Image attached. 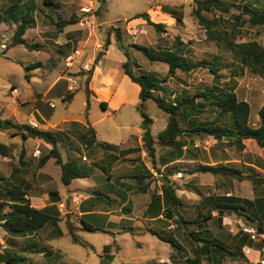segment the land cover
<instances>
[{
	"label": "rangeland",
	"instance_id": "374dc122",
	"mask_svg": "<svg viewBox=\"0 0 264 264\" xmlns=\"http://www.w3.org/2000/svg\"><path fill=\"white\" fill-rule=\"evenodd\" d=\"M23 1H33L36 6V23L27 30L24 38L42 47L38 51H31L22 45L11 46L21 18L16 21L9 17L10 12H5L10 6L9 0H0V118L16 124L37 123L31 122L33 107L36 101L42 100L48 117L45 122L47 127L41 129L58 133V148L64 162L74 158L82 167L91 169L92 176L64 185L55 159L39 167L40 158L50 151V146L35 139L23 140L14 130L0 129V143L11 147L10 158L0 156V175L4 178L0 183V191L5 192L14 183L21 186L28 193L33 207L40 210L49 208L52 214L58 215L60 222L55 229L61 233L55 236L56 230L48 225L34 236L12 237L0 228L1 253L16 251L25 256L29 264H101L103 260L107 262L104 256L106 246H109L108 250L114 259L108 264H187V259L195 257V242L190 233H195L198 227L192 223L179 226L180 218L177 215L172 219L161 216L158 220H151L148 215V204L153 194L162 196L163 175L169 176L177 196L181 198L183 205L178 212L188 222H192L199 212L210 210L214 195L231 194L248 200L264 196V185L257 187L251 181H238L224 175L193 174L194 168L201 164L215 165L224 161H232L245 174H249L250 169L240 164L244 160L264 169V151L251 146L250 153L246 154L233 139L219 142L205 135H183L179 138L183 157L167 167L162 166L160 159L167 157L174 160L176 151L173 146L160 143L158 134L166 128L168 116L153 100H149L145 111L154 122V169L142 136H139L142 132V117L137 109L139 94H136L132 81L126 79L121 63L125 56L122 52L118 54L117 47L111 49L99 65L96 80L92 86L90 84L92 96L88 101L85 91L88 71L83 66L91 64L96 70V58L104 51L107 40H115L114 29L119 28L126 46L140 45L155 53H162L174 50L178 41H181L188 49L183 55L194 63L212 64L216 58H221L219 79L204 68L189 74L177 71L176 77L171 78L168 77L167 64L149 61L138 50H130L132 59L137 63L133 66L136 75L140 72L158 74L166 80L164 86L176 94L184 91L192 96L202 90L232 88L240 100L247 101L251 106L250 125H260L264 75L257 69L252 70L243 65L240 56L230 51L222 40L208 37L204 27L193 15L196 9L194 0H52L57 7L46 6L44 0ZM224 1L227 4L234 3L236 7H232L228 13L216 10L202 12L208 20H216L212 28L226 32L236 43L257 42L264 48V27L251 26L247 15L241 14L242 6L245 3L254 4L255 0ZM257 1L256 5L264 6V0ZM83 7L92 9L86 17L81 13ZM164 10L173 11L182 18V22L178 23ZM145 13L151 22L162 24L163 27L157 30L144 18L134 19ZM72 16L78 17V23L60 25L61 21L66 22ZM83 18L89 21L90 27L80 25ZM133 28H139L142 33L138 37L131 36L130 30ZM77 49L82 52L81 62L70 70L65 60ZM32 66L37 68L29 70ZM70 75L78 80V85L73 91V100L69 102L66 101V78ZM51 85L54 87L46 93ZM101 102L110 104L107 111L103 110ZM217 115L216 109L208 107L198 115V120L214 122ZM179 118L182 129L189 128L181 114ZM73 122L80 125H72ZM219 124L235 127L232 115H227ZM86 125L93 126L99 142L118 145L119 149L113 151L99 146H86L77 135ZM135 148L136 152L128 151ZM36 151H40V155L36 156ZM223 153L227 159L222 158ZM137 174L147 175L142 184L134 179ZM260 174L264 177V173ZM141 185L148 186L146 193L140 190ZM97 190L109 195L114 202H93L92 195ZM52 192H59L61 198L55 209L50 199ZM75 193L84 194L85 201L75 203ZM83 206L98 216L92 223L104 231L90 232L83 229L80 220ZM249 227L244 219L236 215L227 216L223 223L219 217L209 222L215 238L232 251L242 243V237L247 234L246 229ZM169 238L181 247V251L165 241ZM254 243L256 246L247 248H264L263 237ZM244 248L239 259L226 258L224 264L250 262L249 257L254 258V254L247 256ZM206 258L203 264L211 263Z\"/></svg>",
	"mask_w": 264,
	"mask_h": 264
},
{
	"label": "trees",
	"instance_id": "16d2710c",
	"mask_svg": "<svg viewBox=\"0 0 264 264\" xmlns=\"http://www.w3.org/2000/svg\"><path fill=\"white\" fill-rule=\"evenodd\" d=\"M196 3V9L193 11V15L199 20L200 25L204 27L208 37L214 40H222L227 48L238 54L243 65L248 68L260 72L264 75V48L257 42L248 43H236L232 37L226 32H221L213 29L216 20H208L202 15L203 11H220L222 13H228L232 7H236L234 3L227 4L224 0H194ZM16 2V3H15ZM245 3L242 6L241 14H245L248 17V23L253 27H264V6ZM10 6L5 9V12H10L9 17H13L16 21L17 18H21L20 23L17 25L13 34L11 46L22 45L26 49L31 51H38L42 47L39 44H33L28 42L24 36L32 25H35L36 19V6L35 2L29 3L23 0H9ZM46 6L57 7L52 0H44ZM164 13L172 15L178 23L182 22V18L177 16L173 11H166ZM239 14V15H241ZM239 17V16H238ZM144 18L150 25L157 30H160L162 24H155L151 22L147 13L140 14L134 19ZM2 22L0 14V23ZM78 23V17L72 16L70 20L64 22L61 21L60 25L67 26ZM115 45L117 49L125 56V62L122 64L124 74L134 83L140 87L139 103L137 109L142 117L141 128L143 131L142 140L145 143L147 154L152 159L154 169L156 168V150L154 148V137L152 135V126L154 124L145 111L146 102L153 100L157 106L163 110L167 116L166 128L158 134V139L161 144L165 146H173L176 151L175 159L172 160L167 157L160 159V164L167 167L171 162L180 160L183 157V146L179 142V138L183 135L186 136H200L205 135L212 137L221 142L224 139H233L242 149L245 148L244 142H252L261 151H264V104L259 110L260 125L254 128L250 125V113L251 106L247 101L240 100L234 89H210L202 90L194 95H190L187 92L176 94L174 91H170L164 86L166 80L160 78L158 74L149 72H140L136 75L133 71V66L137 63L132 59L130 50L132 48L141 52L149 61L162 62L168 65V77L175 78L177 71H181L185 74H189L197 69L204 68L209 70L216 79H219V67L221 65V58H216L213 63H194L183 55L186 45L178 41L174 50L165 51L162 53H155L147 47L140 45L126 46L123 41L121 30L119 28L114 29ZM111 42L107 40L104 44V51H102L96 58V64H98L106 51L108 50ZM37 66L28 68L29 70L35 69ZM87 79L85 83V91L88 97V101L92 96V90L90 84L95 76V67L87 73ZM28 79V77H27ZM75 94L74 92H68L67 100L72 101ZM101 107L104 111L108 110V104L101 102ZM210 107L218 111V115L214 122H200L198 115L205 112ZM179 114L182 115V120L189 128L182 129ZM227 115H232L235 127L229 128L221 126L219 121L225 119ZM72 125H80L78 122H73ZM0 129L2 131L14 130L16 135L22 137L23 140L35 139L43 142L51 147L50 151L42 156L39 161V167H44L50 159H55V163L61 170V182L68 186L71 185L74 180L90 178L92 176V170L82 167L79 162L71 158L67 162L62 159L61 152L59 151V136L58 133L41 130L33 127L31 124H16L9 119L0 118ZM78 138L86 144V146H99L104 149L117 151L119 146L109 143L98 142L96 130L90 126H84V130L77 133ZM129 151L136 152L137 148ZM0 156L10 158L11 147L7 144L0 143ZM250 173L245 174L242 170L235 167L234 164L218 163L216 165L201 164L194 168L193 174L196 173H210L214 176L224 175L231 177L238 181H251L257 187L264 185V177L261 176L255 168H249ZM149 171V170H148ZM150 173V171H149ZM171 175V174H169ZM145 174H137L134 179L139 183L145 180ZM168 175H163L162 196L154 193L151 203L148 208V215L151 219L158 220L161 216L166 219H172L175 215L179 216V226L182 223H192L198 227V230L194 233H190V237L194 240V253L193 259H187V264H203V259L208 258L211 263L209 264H224L226 258L237 260L242 255V249L245 246H256L255 241L250 238L248 234H244L242 237V243L235 247V251L228 249L213 235L209 228V222L217 214L219 221L223 223L224 218L231 215H236L245 220L246 224L250 227H256L259 234H264V197H258L254 200L241 199L234 195H220L212 196V207L208 212H199L198 216L194 218L192 222H188L185 218L179 214L178 209L182 206V200L176 194V190L170 183ZM3 177L0 175V183L3 181ZM140 190L143 193L147 192L148 186L141 185ZM28 193L19 185L12 184L7 188L5 192L0 191V228H2L7 234L12 237H24L34 236L38 232L42 231L48 225L56 228L60 218L58 215H54L51 209H37L31 205L30 199L27 197ZM93 202L97 200L105 201L108 204L113 203L114 200L104 192L100 190L94 191L92 195ZM50 199L53 203V209L57 203L60 202L59 192H52ZM207 199V198H205ZM130 210V209H129ZM98 217L95 213L86 211L81 216L80 220L83 224V229L90 232L104 231L98 225L92 223ZM56 230V229H55ZM61 233L56 230L54 235H60ZM160 239H163L161 235L154 233ZM172 247L181 251V247L172 239H166ZM109 246H106V255L104 259L107 262L102 261L101 264H108L113 261L114 255L110 254L108 250ZM206 256V257H205ZM206 258V259H207ZM0 264H29L25 256L19 255L16 251L0 252Z\"/></svg>",
	"mask_w": 264,
	"mask_h": 264
},
{
	"label": "crops",
	"instance_id": "0c3cea01",
	"mask_svg": "<svg viewBox=\"0 0 264 264\" xmlns=\"http://www.w3.org/2000/svg\"><path fill=\"white\" fill-rule=\"evenodd\" d=\"M114 48H116V45H115V40H112V42H111V45L109 46V49L106 51V54L104 55V57L102 58V60L98 63V65H97V67H96V70H95V76H94V79H93V81L91 82V86H92V83H94L95 82V80H96V75H97V72H99L100 71V69H99V65L103 62V60H105L106 58H107V56H108V53H109V51L111 50V49H114ZM118 52V54H120L119 52L120 51H117ZM125 60L126 59H122L121 60V63H123V62H125ZM127 80H130L128 77L126 78ZM131 84L135 87V89H136V94L138 95L139 93H140V87L137 85V84H134L133 82H131ZM54 86L53 85H51L50 87H49V89L47 90V92L46 93H48V92H50L51 90H52V88H53ZM96 90V89H95ZM98 91V90H97ZM236 92V91H235ZM50 106L51 107H53V104L52 103H50ZM110 107V104H108V108ZM113 109H118V108H113ZM47 117H48V111H46L45 109H44V106H43V102H42V100H40V102L38 101H36L35 103H34V107H33V113H32V119H31V122H33V121H36L37 122V124H38V126L40 127H38L39 129H41V127H47V125H45V122H46V120H47ZM92 126V125H91ZM93 127V126H92ZM254 128H257V127H259V125L258 124H256V125H254L253 126ZM165 129V128H164ZM42 130V129H41ZM143 132V131H142ZM142 132L140 133V135L139 136H142ZM225 140V139H224ZM224 140H222L221 142H224ZM99 142V141H98ZM112 145H115V144H112ZM244 145H245V148L243 149L244 150V152L246 153V154H248V153H250V147L251 146H254V147H256V148H258L256 145H254L252 142H244ZM118 146V145H117ZM259 149V148H258ZM130 150V149H129ZM128 150V151H129ZM260 150V149H259ZM122 151H125V150H121V152ZM224 156H225V154L223 153V156H222V158H224ZM224 159H227V158H224ZM222 163H224V164H233L232 163V161H224V162H222ZM215 164V163H214ZM218 164V163H217ZM242 166L245 164V167H247V168H255L258 172H261V173H264V169H262V167L260 166V165H257V164H255V163H252V162H249V161H246V160H244V162H241L240 163ZM210 165V164H209ZM213 165V164H212ZM216 165V164H215ZM243 170V169H242ZM96 188H97V186H96ZM262 194H264V192H262ZM227 195H231V194H227ZM264 197V196H263ZM129 202H130V200H129ZM151 203V201L149 202V204ZM149 204H148V208H149ZM86 211H89V212H92L91 210H87V208L85 207V206H83V211L81 212V216L84 214V212H86ZM215 217H217V215H215ZM214 217V218H215ZM151 220H154V219H151ZM246 247H248V246H246ZM252 248V247H251ZM252 250V252H251V254H250V256L252 255V254H254V258H250L249 257V259H250V262H248L247 264H261L260 263V261H262L261 259L262 258H264V248L263 249H261V250H256V249H251ZM264 261V260H263Z\"/></svg>",
	"mask_w": 264,
	"mask_h": 264
},
{
	"label": "built area",
	"instance_id": "2783aa9c",
	"mask_svg": "<svg viewBox=\"0 0 264 264\" xmlns=\"http://www.w3.org/2000/svg\"><path fill=\"white\" fill-rule=\"evenodd\" d=\"M91 12H92V9L88 8V7H83L81 9V13L83 15H85V17L87 15H89ZM79 23H80L81 26H85V25H87L88 27L91 26L89 21L86 18H83L82 20H80ZM141 33H142V31L139 28H133L132 30H130V35L133 36V37H138ZM81 53H82L81 50L77 49V50H75L72 54H70L66 58L65 65H66V67L68 69L71 70L75 66V64L81 62V57H82ZM83 69H85V71H90L92 69V66H91V64H87V65L83 66ZM66 80H67V90H68V92H73L77 88L78 80L74 76H71V75L68 76L66 78ZM31 125L33 127H35V128L39 127L37 123H32ZM35 155L36 156L40 155V151H36ZM85 199H86L85 195L82 194V193H75L74 196H73V200L77 204H80V203L84 202ZM246 233L255 242L259 241V237H263L264 238V234H259L258 229L256 227H254V226L253 227H249L248 229H246ZM244 252L248 256V255L251 254L252 250L250 248L245 247L244 248ZM260 263L264 264V261L262 260V261H260Z\"/></svg>",
	"mask_w": 264,
	"mask_h": 264
}]
</instances>
